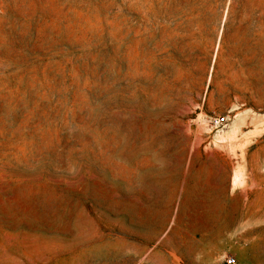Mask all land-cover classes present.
Masks as SVG:
<instances>
[{
    "label": "rangeland",
    "instance_id": "obj_1",
    "mask_svg": "<svg viewBox=\"0 0 264 264\" xmlns=\"http://www.w3.org/2000/svg\"><path fill=\"white\" fill-rule=\"evenodd\" d=\"M228 257L264 264V0H0V264Z\"/></svg>",
    "mask_w": 264,
    "mask_h": 264
},
{
    "label": "built area",
    "instance_id": "obj_2",
    "mask_svg": "<svg viewBox=\"0 0 264 264\" xmlns=\"http://www.w3.org/2000/svg\"><path fill=\"white\" fill-rule=\"evenodd\" d=\"M227 122L226 117L224 116H213L210 118L209 123L214 129H219L223 127ZM226 264H236L235 260L233 258H226L225 259Z\"/></svg>",
    "mask_w": 264,
    "mask_h": 264
}]
</instances>
